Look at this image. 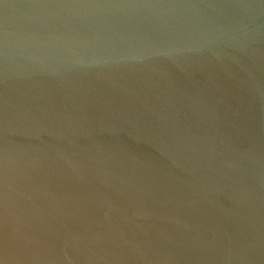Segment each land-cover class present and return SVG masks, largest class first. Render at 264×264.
<instances>
[{"label": "water", "instance_id": "water-1", "mask_svg": "<svg viewBox=\"0 0 264 264\" xmlns=\"http://www.w3.org/2000/svg\"><path fill=\"white\" fill-rule=\"evenodd\" d=\"M0 264H264V0H0Z\"/></svg>", "mask_w": 264, "mask_h": 264}]
</instances>
